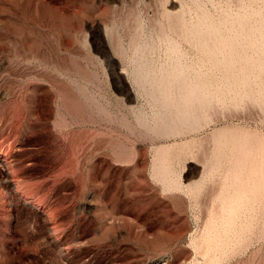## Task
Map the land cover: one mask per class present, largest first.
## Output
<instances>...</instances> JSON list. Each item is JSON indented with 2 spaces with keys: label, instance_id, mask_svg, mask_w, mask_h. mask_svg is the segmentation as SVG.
<instances>
[{
  "label": "rangeland",
  "instance_id": "rangeland-1",
  "mask_svg": "<svg viewBox=\"0 0 264 264\" xmlns=\"http://www.w3.org/2000/svg\"><path fill=\"white\" fill-rule=\"evenodd\" d=\"M152 2L0 0V264L202 261L193 242L220 211L226 172L264 165V70L204 77L207 121L167 127L172 110L153 82L173 63ZM180 4L186 21L223 30L264 10V0ZM181 49L206 71L196 47ZM250 212L253 233L219 264H264V214L258 204Z\"/></svg>",
  "mask_w": 264,
  "mask_h": 264
},
{
  "label": "bare ground",
  "instance_id": "bare-ground-1",
  "mask_svg": "<svg viewBox=\"0 0 264 264\" xmlns=\"http://www.w3.org/2000/svg\"><path fill=\"white\" fill-rule=\"evenodd\" d=\"M158 1L148 5V14L151 11L150 18L154 16L158 19L161 38L168 42L173 64L166 69L159 81L153 83L158 87V94L163 96L165 109L168 112L172 110V124L165 125L174 128V132L177 133L194 132L207 121L208 111L212 107L207 105L208 101L205 99L206 84L201 81L204 77L209 79L213 73L218 72L227 78L229 75L231 77L240 75L244 78L248 76L249 69L259 72L264 70V10L259 12L260 19L255 23L250 21L251 15L244 12L233 18L230 26L223 30L222 27L226 23L222 26L221 21L218 23L208 18L186 21L180 0ZM182 41L196 47L205 56L202 62L206 71L183 62ZM144 73L138 71L135 74V80L141 85H146L151 79ZM234 147L238 146L234 145ZM217 158L220 159L219 155ZM262 164L250 165L252 167L247 169L246 166L235 163L231 168H227L219 193V199H223L220 202V211H216L218 213L212 211L217 216L208 217L207 222L210 226L207 225L208 227L205 228L203 238L193 242L203 259L196 260L195 264H219L222 258L227 257L229 249L235 251L246 244V239L251 236L255 228L253 227L255 217L250 211L253 212L254 206L258 204L260 215L264 214V165ZM168 169L162 162L159 170L168 173ZM209 170L215 169L210 167ZM205 175L206 172L198 181L191 184L190 192L200 191L205 182ZM167 181L178 188H183V185L178 183L180 181L175 183L171 179ZM215 208L217 207L214 206V210ZM243 212H247L246 218L243 217L245 219H241Z\"/></svg>",
  "mask_w": 264,
  "mask_h": 264
}]
</instances>
